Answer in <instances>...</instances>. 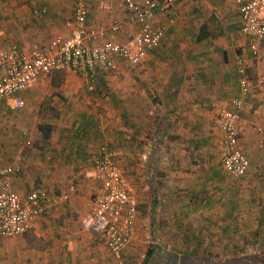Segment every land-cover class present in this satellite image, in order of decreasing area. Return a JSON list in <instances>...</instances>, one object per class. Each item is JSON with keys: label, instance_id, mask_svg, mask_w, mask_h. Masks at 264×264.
Returning a JSON list of instances; mask_svg holds the SVG:
<instances>
[{"label": "crops", "instance_id": "1", "mask_svg": "<svg viewBox=\"0 0 264 264\" xmlns=\"http://www.w3.org/2000/svg\"><path fill=\"white\" fill-rule=\"evenodd\" d=\"M83 1L88 29L123 22L118 33L94 45L133 35L136 27L124 23L126 10L120 0ZM76 3L0 0V50L16 46L26 53L47 51L53 39L70 35ZM211 8L217 13L213 17L207 12L202 21ZM218 14L225 22L220 24ZM151 17V23L164 26L165 34L139 65L115 59L114 70L97 71L92 89L72 72L54 73L17 94L25 103L21 111L8 103L0 105V121L10 122L8 139H0V168L15 162L21 168L10 178L12 190L21 198L44 190L57 199L24 235L0 236V264H141L151 244L178 260L184 254L212 259L194 244L208 245L217 229L241 221L242 191L252 189L255 200L263 180L264 192V155L255 133L253 138L244 133L250 113L253 122L264 124V88L259 84L264 77V45L260 43L257 57L251 55L248 39L240 32L237 1L177 0L170 10H156ZM229 25L236 30L228 32ZM240 69L250 92L239 113L238 136L250 170L233 178L221 164L218 116L239 97ZM137 73L139 79H134ZM131 113L134 120L128 118ZM138 137L139 155L131 153ZM103 145L129 180H139L133 236L116 255L96 235L90 234L101 245L86 247L80 226L102 191L93 158ZM138 157L136 170L132 165L138 164ZM65 193L67 197L58 200ZM259 211L252 213L255 227L264 222V209ZM200 228H207L204 233L211 239L202 242ZM219 234L222 237V231Z\"/></svg>", "mask_w": 264, "mask_h": 264}, {"label": "built area", "instance_id": "2", "mask_svg": "<svg viewBox=\"0 0 264 264\" xmlns=\"http://www.w3.org/2000/svg\"><path fill=\"white\" fill-rule=\"evenodd\" d=\"M120 1L126 10L124 23L136 27L128 40L94 45L109 33H118L123 22L114 21L103 29L90 30L86 26L87 7L83 0H77L70 35L53 39L47 51L32 50L26 53L16 46L1 49L0 105L8 103L12 110L23 109L25 103L17 94L28 85L49 78L54 73L72 72L85 78L92 89L97 71L114 70L115 59L127 62L131 67L139 65L144 55L161 43L165 34L164 26L150 22L153 12L168 11L177 0ZM236 1L241 21L240 32L248 39L251 55L257 57L261 51L260 43L264 45V0ZM239 73V97L218 116L222 139L221 164L223 170L233 178L243 177L250 166L238 136L239 113L250 92V83L243 69ZM259 84L264 88V77L259 79ZM254 133L258 147L264 149V124L257 126ZM16 160L19 162V157ZM93 166L102 191L91 201L88 213L80 220V226L84 231L98 236L108 252L116 255L133 236L137 207L135 193L113 161L107 146L99 147L93 158ZM20 169L16 162L0 168V236L8 239L24 235L31 223L57 201L44 190L30 192L24 198L17 195L11 188L10 178ZM66 197L65 193L58 200Z\"/></svg>", "mask_w": 264, "mask_h": 264}, {"label": "rangeland", "instance_id": "3", "mask_svg": "<svg viewBox=\"0 0 264 264\" xmlns=\"http://www.w3.org/2000/svg\"><path fill=\"white\" fill-rule=\"evenodd\" d=\"M197 10H200V9H197ZM207 12H209V13L211 12L213 17H214V14L217 13L216 9H214V8L208 9L206 12H204L205 14L202 18V21H204L203 19L205 16H209ZM194 13H196V11H194ZM218 15L219 16L217 19L219 20L220 24L223 23V21L225 22V20H224L225 18L224 17L222 18V16L220 14H218ZM196 19L198 20L197 23H199L200 17L198 18V16H197ZM226 20H228V19H226ZM227 22L229 24H231L230 20H228ZM233 26H234L233 30H230V28H231L230 25L228 26L229 27L228 32H233L236 30L237 27H235V25H233ZM133 78L139 79V74L137 73V75L133 76ZM137 98H138V100H136V101L139 103V94H137ZM45 103H47V100L45 101ZM6 114H7V116H10V117H12V115H13L12 111H10V110H8L6 112ZM251 114L252 113H250L249 117L246 118L247 122H246V126L244 125L246 127V129L244 130V133H245V136L253 138L255 128L259 125H262V123L253 122L252 117L250 116ZM128 118L129 119L131 118L132 120H134L136 118V116L134 113H131V114H129ZM12 119L13 120L11 122L14 121V118H12ZM138 119H139V116H138ZM129 122H131V120H129ZM9 123L10 122H9L8 118L0 121V139H3V140H4V138L8 139L7 138V133H8L7 132V130H8L7 125H9ZM138 126H139V124H138ZM202 134H203V132H202ZM137 141H133L132 145L134 147L132 148L131 153L139 155V137H138ZM215 151H217V149L214 150V152ZM259 152H261V154L264 155V149H260ZM215 155L217 157L219 156L218 151L215 152ZM137 161H138V164L133 163V165H132V167H135L136 170L139 168V157H138ZM257 167L260 168L259 166H257ZM120 169L124 170L122 168H120ZM258 173H260V176H263V174H262L263 171H258ZM124 175L126 176L131 187L133 188V191L136 192L139 189V180H136V181L129 180L126 172L124 173ZM262 183H263V180H261V183L259 182V188H260L261 192L259 190L258 194H256V199H255L256 202L253 199V196H255V195H252V192H253L252 189L247 188L246 189L247 192L242 191L240 200L242 201V203H244L243 204L244 209L240 214L241 221L240 222L238 221V224L234 225L232 228L217 229V230H219L218 235L212 237L214 242H211L208 245H205L204 243L202 245H200L201 243L194 244L195 246L202 248V250L199 248V251H201V252L203 251V252L207 253V255L213 259L224 260V259H227V258H230L233 256L242 255V254H253V253L260 252L261 250H264V246H263L264 245V238H262V237H264V222H258L257 227H255V223H254V221H252V219H253L252 213H254V215L255 214L257 215L259 212L262 211V210L259 211L260 207H262L264 209V192L262 191L263 189L261 188L262 185H260ZM135 194H137V192ZM246 209H247V211H246ZM257 211H259V212H257ZM214 215L215 214H213V216ZM260 215H262V214L260 213ZM200 230H199L200 231L199 238L202 242H204L205 239H211V237L206 236L204 233V232H207V230H208L207 228H200ZM209 230L211 231V233H212V231H216L214 229L211 230L210 228H209ZM220 231H222V237H220V234H219ZM83 235L85 236L86 243H88V244H86V247H88V246L99 247V245H101V243L99 241H96V239L93 238V236L90 235V233L84 231ZM16 238H18V237H16ZM185 241H187V240H185ZM189 245H192V244H189ZM86 251L87 250H85L83 248L82 252H84V255H86Z\"/></svg>", "mask_w": 264, "mask_h": 264}, {"label": "trees", "instance_id": "4", "mask_svg": "<svg viewBox=\"0 0 264 264\" xmlns=\"http://www.w3.org/2000/svg\"><path fill=\"white\" fill-rule=\"evenodd\" d=\"M182 256L184 257L178 260L176 255L167 254L160 246L151 244L147 248L141 264H264V250L253 254L237 255L224 260L201 258L197 254H184Z\"/></svg>", "mask_w": 264, "mask_h": 264}]
</instances>
